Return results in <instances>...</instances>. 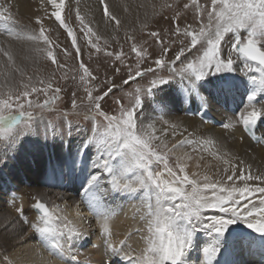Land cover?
<instances>
[{
  "label": "snow or ice",
  "instance_id": "snow-or-ice-1",
  "mask_svg": "<svg viewBox=\"0 0 264 264\" xmlns=\"http://www.w3.org/2000/svg\"><path fill=\"white\" fill-rule=\"evenodd\" d=\"M181 4L182 10H194L192 23H182ZM97 6L114 39L124 21L108 0H97ZM40 7L64 29L74 51L47 34L44 17L35 16V28L20 25L11 5L0 2V165L7 166L5 158H16L25 137L61 144L79 137L74 154L69 146L71 167L79 172L86 162L87 171L79 202L67 190L55 193L66 206L75 205L76 220L69 218L61 204H50L46 192L33 198L30 210L36 216L30 218L12 193L8 202L15 214L0 215V237L21 244L37 240L52 258H42L41 264H87L80 259L79 249L89 235L84 225L90 226V217L95 218L108 264H117L112 258L123 264H221L222 250L227 254L230 248L250 249L253 243L239 229L233 230V225H245L264 237V171L225 148L207 130L201 134L189 131L173 111L174 102L183 100L187 105L195 98L201 123H207L203 117L218 101L243 88L244 103L222 122V128L233 134L242 128L241 140L246 135L264 144V136L255 134L258 126H264V0L163 3L162 9L173 10L168 17L170 27L147 32L160 46L158 53L150 54L145 47L149 41L138 44L125 31L134 64L125 63L123 50H108V38L81 14L78 4L74 10L78 32L66 20L73 10L65 12V0H40ZM123 10L129 9L124 6ZM147 28L145 15L139 29ZM18 46L26 53L19 63ZM92 50L113 58V65L119 62L114 74L126 69L119 84L107 76L97 83L99 77L81 58L87 51L91 59ZM60 55L64 62L58 59ZM70 57L78 61V68L71 69V79L84 95L73 91L71 109L64 110L57 106L63 99V87L57 80L69 79ZM29 60H48L53 71L46 77L28 75L25 62ZM144 80L147 85L140 83ZM173 84L177 86L174 102L159 95ZM48 112H55V118L49 119ZM204 153L219 161L211 172L207 171L211 166L202 164ZM194 159L196 169H206L203 173H189ZM61 163L67 171L69 164ZM44 183L52 182L49 178ZM119 200L139 201L136 217L141 226L116 240L111 221L120 205L114 208L112 204ZM54 217L63 227L52 226ZM137 234L140 248L130 243ZM201 235L207 239L201 240ZM0 264L14 261L5 255Z\"/></svg>",
  "mask_w": 264,
  "mask_h": 264
},
{
  "label": "bare ground",
  "instance_id": "bare-ground-1",
  "mask_svg": "<svg viewBox=\"0 0 264 264\" xmlns=\"http://www.w3.org/2000/svg\"><path fill=\"white\" fill-rule=\"evenodd\" d=\"M164 1L166 0H108L110 5H112L114 10L124 21V27L118 34H115L114 39L111 29L105 28L101 20V12L97 6V0H65V12H67L68 9H72L74 12L78 4L81 14L84 15L88 20H92L94 25H98L100 33L108 38L109 43H111L110 45L112 47L111 51H113L114 48H121V45L122 47H127L128 44H130V42L127 41L125 37L126 30L131 32L135 36V38L139 41L138 43H141L143 41V39L139 40V36H141L142 34H147L148 31H154H140L139 25L144 21L145 15H147L148 17V26L152 24L154 20V10L156 12L155 14L160 15L162 10L163 12L166 10L164 8L160 11H157ZM0 2L11 5L13 17L20 25H27L33 28L36 27L35 24L32 26L27 23L23 24L19 22L18 18L21 15L28 16L33 20L35 19L36 15L44 17L45 25L51 26L52 29L56 31L58 40H60L62 44L65 45V48H69L70 50L71 39L67 37L64 29L59 28L58 22H54V18L49 19L45 16L44 9L40 7V0H0ZM124 6L128 7L129 10L127 12L123 10ZM49 11H51V6H49ZM64 14L65 13H62V15ZM66 20L74 28V25L71 21V15L67 16ZM145 46L149 47V43ZM25 54L26 53L24 51L19 50L18 46V63L23 60ZM25 64L27 71H29L30 68H36L38 62L33 63L31 60H29L26 61ZM38 68L41 67L38 66ZM42 69L43 68H41L40 70L42 71ZM111 75H113V73ZM176 88L177 86L173 84L170 88L167 89L166 92L160 93L159 95L174 102V94ZM244 91L245 90L241 88L239 93L218 101L217 107L212 109L210 113L218 116V119L222 122H227V118L233 116L234 114L228 111V104L230 102H234L237 106L236 112H238L240 110L239 107L244 103L245 100ZM199 109L200 104L195 98L190 99L187 105L184 104L183 100H180V102L178 103L174 102L173 104V111H175L176 113L175 115L184 121V126L187 127L189 131L201 134L202 132L207 130L208 134L217 138L225 146V148L235 154L244 157L255 167H258L260 170L264 171V147L258 144H254L246 135L245 139L241 140L240 136L243 133L242 128H238L233 134L227 130H224L222 128V125L216 126L208 122L201 123V119L198 117V113H196L197 111H199ZM185 110L190 112H184ZM28 138L29 137H25L24 140L28 142ZM173 142L174 141L170 140V143ZM50 144L52 143L50 142ZM56 144H58V142ZM53 146L59 147V144ZM62 146L64 147L63 154L61 153L60 156L55 155L53 152H51L52 154L50 155L52 156H49L50 158H48L47 156L44 157L45 152H41V149H36L38 150L39 154L36 152L37 156L32 158L30 156V152L33 151H28L29 148L26 149L27 147L24 142V145L22 144L21 146V156H19L20 154L18 156L15 154L16 158L14 160L7 158V166H4V168H2V171H0V215L15 214L11 203L8 202L11 199L12 193H15L18 197L17 206L20 203H23L27 212L28 207L26 201H28L29 199L26 200L25 192H32L33 190H35L33 192H35L36 194L38 192L48 193V200L50 204L53 202L61 204L62 207L66 208L69 218L73 220L77 219L75 216V205L72 204L71 207L66 206L63 201L57 200L55 193L67 190L69 191V194L73 197V199L79 202L81 185L85 179L87 171V163L85 162L82 165L79 172L75 171L71 167L69 146L71 147V153L74 154L76 152V143L69 142L67 144H62ZM50 151L54 150L51 149ZM250 157L254 159H250ZM62 160L69 164V168L67 171L64 170V165L63 163H61ZM195 163L196 161L194 159L190 168L188 169L189 173H191L192 171H200L203 173L206 170L204 167H202L201 169H196ZM202 164L211 166L207 168V171L211 172L214 167L219 164V161L212 158L208 153H204ZM50 165L52 166L51 176H49ZM56 165H59V167H57ZM12 169H14V171H12ZM43 177L44 180L42 179ZM49 178L51 179L52 183H44V181L48 180ZM28 181H30L29 187L24 186ZM60 187H63L64 189ZM105 202L108 203V201ZM69 204H71V201H69ZM117 205H120V207L117 209V215L114 216L111 221V226L114 232L113 239L116 240L123 238L124 234L130 229L141 226L138 223V217H136L137 207L139 206L138 200H119L113 203L112 207L116 208ZM81 210L85 212V214H87V208L81 206ZM52 226L57 229L63 227L61 222L55 219V217L53 218ZM84 227L89 231L92 237L89 239L85 247H80V259L82 261H87V264H108V261L106 260L104 254V247L100 241V237L97 231L95 218L90 217V226L84 225ZM232 229H239L240 233L244 236H252V230L247 229L245 225H233ZM25 230L27 231V229ZM138 235L139 234H137V236L134 237L132 241H130V243H132L133 247L135 248L142 247V244L137 243ZM225 235H228V233H226ZM200 238L201 240L207 239V237L203 235H201ZM229 250L233 251V248H230ZM5 255H7L12 261H14V264H41L42 258L52 259L51 257H48V253L45 252L42 247H40L37 240L35 239L28 240L26 244H21L15 239L5 242L3 237H0V257ZM219 258H223V250L221 251ZM54 264H60V262L54 261Z\"/></svg>",
  "mask_w": 264,
  "mask_h": 264
},
{
  "label": "rangeland",
  "instance_id": "rangeland-1",
  "mask_svg": "<svg viewBox=\"0 0 264 264\" xmlns=\"http://www.w3.org/2000/svg\"><path fill=\"white\" fill-rule=\"evenodd\" d=\"M177 2H178V0H166V1L162 2V4L163 3H177ZM183 2L184 3H187L188 0H183ZM200 3H202V4L203 3H210V0H200ZM180 8L182 10V4L180 5ZM161 9L162 8L159 7L157 11H160ZM165 9L166 10L164 12L162 10L161 15L160 14H155L156 12L154 10V15H153L154 20H153L152 24H150L148 26V28L145 29V30L158 31L160 29H165V28H169L170 27V21H169L168 17L173 14V10H169L167 8H165ZM73 14H74V16H73ZM73 14L71 15V21H72V23L74 25L75 31L78 32L80 26H79L78 22L75 19V12H73ZM182 16L184 17V19L182 20V23H192L193 22V19H194V10L193 9L182 10ZM18 21L21 22V23H23V24H26L27 23V24L32 25V26L34 25V20L32 18L28 17V16L21 15V16H19ZM45 26H46V28L48 27L47 29H50L51 30V31L48 30V33L47 34H49L50 36H52V39L54 41H56L63 48H65V45H63L60 40H57L56 31L53 30L52 27L49 26V25H45ZM139 37H140L139 40L143 39V41L144 40L149 41V47L148 46H145V47L148 48V52L150 54L153 53V52H156V53L159 52V47L160 46L158 44H155L154 42H152L149 39V37L147 36V34H142ZM0 38H2V37H0ZM80 42L81 41L78 39L77 43L80 44ZM136 42L138 43L139 41L136 39ZM110 44L111 43H109V47H108V50L109 51H111V49H112V47H111ZM100 45L103 46V40H101ZM70 50L71 51H74L73 49H71V47H70ZM121 50H123V52L126 54L125 63L126 64H134L135 63V54L134 53H131V51H130V44H128L127 47L126 46H123L122 49L120 47L114 48L113 52H119ZM92 52H93V54L91 56V59H89V56L87 54V51H85V54H83L81 58L90 67V69L93 71V73L99 77V80L97 81V83H99L100 80L105 79V77L107 76V77H114L116 83L119 84L120 81H121V77L124 76V73H125L126 69H122V71L120 73L121 75L120 74H114V66H120L119 65V62H116V64L113 65V58L107 57L103 52H101L99 54H96L95 53V50H92ZM153 58H155V57H153ZM58 59L61 62H64L62 55L58 56ZM67 64L69 66V72H68L69 79L67 81L62 80V79H58L57 80V83L60 86L63 87V92H62L63 99L58 102V105L57 106L60 109H64V110H70L71 109V102L70 101H71V94H72L73 91H75L77 93V96H83L84 95L83 89L78 86V82L77 81H73L71 79V76H72L71 69L78 68V61H75V60H73L70 57L68 59V61H67ZM38 66H40L41 68H43L42 71L40 70L41 68H38ZM53 68H54V66L51 65L50 61H48V60H39L38 61V64H37V67L36 68H30V70L27 71V74L28 75H32L33 73H37V74H40V75L46 77V76H48L53 71ZM112 73H113V75H111ZM166 74H167L166 72L165 73H162V75H166ZM59 75H60V73H57V77H59ZM148 79L150 80L151 77H149ZM140 83L141 84H144V85H147L148 80L140 81ZM125 90L127 91L128 89L126 88ZM119 94L120 93H117V95H119ZM40 99L42 100L43 97L41 96ZM107 103H108V105H111V103H112L111 98L108 99ZM81 111H83V108L81 109ZM46 115L48 116L49 119H54L55 116H56V113L55 112H48V113H46ZM70 119L76 120L77 117L76 116H71ZM24 139L25 138H23V140ZM28 139H29L28 142H26L25 140H24V142H25V145L27 147L26 149L29 148L28 151H30V150L33 151V152H30V156L32 158L35 157V156H37L38 150H40V149L42 150L41 152H43V151L45 152L44 153V157L47 156L48 158H50L49 156H52V155H50V154H52L51 152H53L55 155H59V156L61 155V153L63 154V148L64 147L62 146V144L60 142H58L59 147H54L53 145H58V144H56L57 142H53V141H41V140H39L36 137H34V138L33 137H31V138L29 137ZM23 140H22L21 143L24 145ZM78 140H79V137H71V138H69V140H68L67 143H69V142H75V143H77ZM50 142L52 144H50ZM21 149H22V147L16 153L17 156L19 154H20L19 156H21ZM36 149H38V150H36ZM51 149H53L54 151H50ZM45 154H47V155H45ZM5 159H7V158H5ZM0 167L4 168L3 165H0ZM12 171H14V169H12ZM42 179L44 180V177ZM29 182L30 181L26 182L25 185L24 184H22V185L29 187V185H30ZM33 191H35V190H33ZM33 191L32 192L31 191H26L25 192L26 200L29 199L28 201H26L27 207H28L26 214L28 215V213H29V217L30 218H35V216H36V213L33 210H30V208H29L30 207V204L33 202V198L36 195V193L33 192Z\"/></svg>",
  "mask_w": 264,
  "mask_h": 264
}]
</instances>
